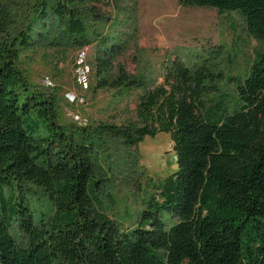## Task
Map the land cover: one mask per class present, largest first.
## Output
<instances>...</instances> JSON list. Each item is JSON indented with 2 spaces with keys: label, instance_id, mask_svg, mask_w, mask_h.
Returning a JSON list of instances; mask_svg holds the SVG:
<instances>
[{
  "label": "trees",
  "instance_id": "obj_1",
  "mask_svg": "<svg viewBox=\"0 0 264 264\" xmlns=\"http://www.w3.org/2000/svg\"><path fill=\"white\" fill-rule=\"evenodd\" d=\"M111 1L0 0V264H264V0H178L238 13L263 46L236 81L237 102L218 95L205 63L174 62L160 85L120 68L110 85L142 91L138 120L65 126L57 100L33 89L20 59L39 44L99 42L105 74L115 51L93 27L105 19L97 6ZM159 133L171 137L177 170L147 200L137 227L122 230L109 214L116 201L104 155ZM32 186L51 214L36 211Z\"/></svg>",
  "mask_w": 264,
  "mask_h": 264
},
{
  "label": "rangeland",
  "instance_id": "obj_2",
  "mask_svg": "<svg viewBox=\"0 0 264 264\" xmlns=\"http://www.w3.org/2000/svg\"><path fill=\"white\" fill-rule=\"evenodd\" d=\"M97 8L105 19L93 31L107 35L115 51L114 58H107L105 74L97 61L104 48L99 42L85 48L39 44L19 62L33 89L57 100L59 121L71 128L123 126L138 120L142 91L120 94L110 85L120 68L134 78L160 85L174 62L189 68L205 63L216 77L218 95L237 102V79L247 75L257 53L263 52L236 12L184 8L178 0H112ZM105 77L107 84L100 88ZM109 148L102 162L116 201L109 214L122 230L133 229L147 209V200L177 170V153L167 133L146 137L136 148L115 144ZM32 190L36 211L51 214L49 200L36 187ZM15 237L26 243L17 230Z\"/></svg>",
  "mask_w": 264,
  "mask_h": 264
}]
</instances>
